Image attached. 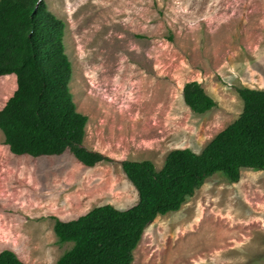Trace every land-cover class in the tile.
I'll return each instance as SVG.
<instances>
[{
  "label": "rangeland",
  "instance_id": "obj_1",
  "mask_svg": "<svg viewBox=\"0 0 264 264\" xmlns=\"http://www.w3.org/2000/svg\"><path fill=\"white\" fill-rule=\"evenodd\" d=\"M44 1L65 23L83 146L109 160L16 156L0 130V251L25 264H54L71 246L58 243L54 217L137 202L123 160L159 169L173 149L199 152L242 111L236 88L264 89V0ZM193 80L216 102L203 114L183 101ZM14 89V75L0 77V108ZM131 264H264V170L208 177L146 225Z\"/></svg>",
  "mask_w": 264,
  "mask_h": 264
},
{
  "label": "trees",
  "instance_id": "obj_2",
  "mask_svg": "<svg viewBox=\"0 0 264 264\" xmlns=\"http://www.w3.org/2000/svg\"><path fill=\"white\" fill-rule=\"evenodd\" d=\"M65 23L44 0H0V77L14 75L15 89L0 108V130L10 153L58 156L69 151L86 167L108 161L83 146L87 116L78 112L69 88ZM242 111L199 151H169L156 169L150 160H123L122 170L138 199L126 209L95 206L70 220L54 217L59 244L71 243L54 264H131L144 229L155 217L177 211L204 181L240 169L264 170V89L236 88ZM183 101L203 114L216 106L199 82H186ZM0 264H25L12 250Z\"/></svg>",
  "mask_w": 264,
  "mask_h": 264
}]
</instances>
